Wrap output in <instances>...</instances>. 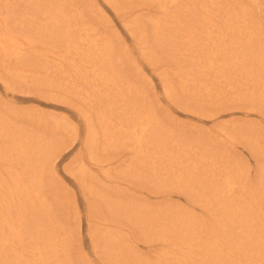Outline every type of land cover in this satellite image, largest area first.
I'll return each mask as SVG.
<instances>
[{"label": "rangeland", "instance_id": "1", "mask_svg": "<svg viewBox=\"0 0 264 264\" xmlns=\"http://www.w3.org/2000/svg\"><path fill=\"white\" fill-rule=\"evenodd\" d=\"M158 5L53 0L68 33H40L43 57L24 64L0 57V177L23 167L9 203L28 224L13 223L22 238L0 226V264H264V0L222 4L218 20L236 16L228 38H254L230 64L210 54L212 21L156 31Z\"/></svg>", "mask_w": 264, "mask_h": 264}, {"label": "bare ground", "instance_id": "2", "mask_svg": "<svg viewBox=\"0 0 264 264\" xmlns=\"http://www.w3.org/2000/svg\"><path fill=\"white\" fill-rule=\"evenodd\" d=\"M156 1H159L158 7L161 9V13L164 15L163 21L156 23V31H159L161 27L170 26L176 33V31L178 30L186 29L189 24H195L196 21L201 17H207V20L209 22L212 21V27H214L215 25L217 26L213 31H217L219 40L217 42H213L214 45L211 47L210 54H221L225 60L224 64H230L229 60H232L234 58L236 50L249 48V45L254 43V38L251 35V30L248 31L249 36L245 34V31L238 32V35H244L242 36V41L228 38L231 37V35H233L234 31L236 30L235 26L237 22L236 20H234L236 16L228 15L229 9H223V11H227L228 14L226 13L220 16L219 20L217 19V17L219 16L218 14H220L221 11L222 4L226 0ZM18 2L19 0H0V57L2 59H14L18 64H24V62L22 61L27 59L29 60L30 57V60H32V55H35L36 57L40 55L41 57H43L42 54H37L38 42L35 43L33 38L35 40L37 39L40 42V33H49L50 38L55 39L58 30H60L62 34H67L68 31L65 30V28H59L58 22L60 21V19L58 18V12L53 7V0H35L34 3L36 4V8L35 11H33L34 13L31 15V17L27 16V12L21 14L17 13L16 6ZM45 3L52 6L50 10H42ZM38 9H41L42 11L40 16L37 15ZM192 13L194 14L193 18L189 16ZM227 15L228 17H226ZM216 19L219 22L215 21ZM220 22H223V24ZM28 27L32 28V31L30 33H28L29 31H27ZM210 33L211 32L208 33L209 38H213ZM24 37L25 40H30L29 42H27L28 46L30 45L29 47H25L26 44L23 40L20 39ZM49 43H51V41ZM53 43H55V40ZM198 45H200V43L196 44V46ZM231 45H233V47ZM109 47L110 45L108 44L104 45V49ZM93 48H95V43L94 41L89 39L86 42H83V45H76L77 52L84 55L89 54L88 50H94ZM137 136H140V133H138ZM4 137H6V132L4 131V129L0 128V156L4 155L6 157L4 153H8L9 146L8 144H3L5 141H3ZM10 149H13V145L10 146ZM35 155L36 158L32 159V163L28 165L26 163L28 168L26 173L31 177V180L29 181L32 182L31 185L33 187L40 185L42 174L45 171V160L41 159L40 153H35ZM14 167L15 166L12 162L8 163V170H10V173L12 171L13 177L11 176V174L8 177L5 175L4 177H0V205H2V209L5 210L0 212V226L3 230H5V226L7 225L16 238H22L23 234H20V230L14 228L13 223L17 222L22 226L23 229L28 230V224L24 223V213L22 211L23 205H10L9 201L15 200V198L19 195V189L17 188V186H20V176L18 174L23 173L24 170L23 167L13 170ZM30 172H33L34 174H31ZM0 174H2L1 170ZM7 193H9L10 195L9 199H7ZM24 204V206H26L27 208L35 207V204L27 200L24 201ZM23 233L26 235L29 234L27 233V231H24ZM5 238L8 241L12 239L8 235H6ZM4 244L9 245L7 241H5ZM8 247L9 246H7L6 249H8ZM54 252L55 250L52 248V246H50L49 250L45 254H53Z\"/></svg>", "mask_w": 264, "mask_h": 264}]
</instances>
